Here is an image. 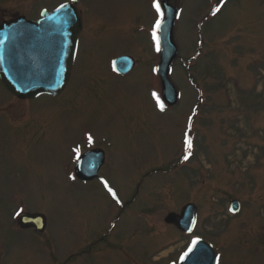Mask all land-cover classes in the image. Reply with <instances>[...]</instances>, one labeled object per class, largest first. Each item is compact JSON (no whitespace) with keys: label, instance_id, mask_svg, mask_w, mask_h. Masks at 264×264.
Masks as SVG:
<instances>
[{"label":"rangeland","instance_id":"1","mask_svg":"<svg viewBox=\"0 0 264 264\" xmlns=\"http://www.w3.org/2000/svg\"><path fill=\"white\" fill-rule=\"evenodd\" d=\"M64 1L5 0L28 20ZM168 1L180 98L167 110L157 0H77L84 29L58 96L16 100L0 83V264H169L196 235L221 264H264V0ZM117 54L137 61L130 74L113 72ZM85 132L115 196L74 176ZM186 202L198 206L189 234L164 222ZM19 211L44 213V232L19 228Z\"/></svg>","mask_w":264,"mask_h":264},{"label":"water","instance_id":"2","mask_svg":"<svg viewBox=\"0 0 264 264\" xmlns=\"http://www.w3.org/2000/svg\"><path fill=\"white\" fill-rule=\"evenodd\" d=\"M61 5L52 11H42L37 21L19 16L0 25V80L19 98H31L41 93L55 95L63 89L69 77L81 30V17L75 0ZM161 7L165 11V18L158 29L161 49L157 70L161 77L163 98L173 104L177 93L168 79V69L176 54L171 35L176 9L167 0L161 1ZM115 62L120 71L131 68L125 57ZM194 213L195 206L187 204L180 214L169 213L165 221L173 222L180 230L190 231ZM18 223L22 227L43 231L45 216L42 213L21 214ZM196 242L190 246L192 251L187 250L188 255L181 257L179 264H214L215 253L211 246L202 240Z\"/></svg>","mask_w":264,"mask_h":264},{"label":"flooded vegetation","instance_id":"3","mask_svg":"<svg viewBox=\"0 0 264 264\" xmlns=\"http://www.w3.org/2000/svg\"><path fill=\"white\" fill-rule=\"evenodd\" d=\"M14 13L8 14V12H7V5H6L5 0H0V22L2 20H4V19L10 18V17H15V16L18 15V11H15ZM96 148H99V147H96ZM105 161H106V152L103 151V161H102V164L99 167L98 171H101L103 169V167L105 166Z\"/></svg>","mask_w":264,"mask_h":264},{"label":"snow or ice","instance_id":"4","mask_svg":"<svg viewBox=\"0 0 264 264\" xmlns=\"http://www.w3.org/2000/svg\"><path fill=\"white\" fill-rule=\"evenodd\" d=\"M61 7L63 8L64 6L61 5ZM154 7L156 8L157 12H160L161 5H160V3L158 2V0H157V2L154 4ZM216 11H219V9H217ZM161 15H162V13H161ZM156 28H157V29L160 28V22H159V21H157V23H156ZM157 40H158V37H157ZM157 50H159V46H157ZM161 107H162V106H161ZM89 140H91V137H89ZM188 145H189V147H191V141H188ZM77 151H78V150H77ZM186 158H187V157H186ZM105 185L107 186L106 182H105ZM109 191L111 192V189H109ZM113 196H115V193H113ZM196 243H197L196 241H193V244H196ZM191 251H192V248L190 247V248L188 249V252H191ZM188 252L184 253V255L187 256V255H188Z\"/></svg>","mask_w":264,"mask_h":264},{"label":"bare ground","instance_id":"5","mask_svg":"<svg viewBox=\"0 0 264 264\" xmlns=\"http://www.w3.org/2000/svg\"><path fill=\"white\" fill-rule=\"evenodd\" d=\"M25 212V211H24ZM24 212H23V214H24Z\"/></svg>","mask_w":264,"mask_h":264}]
</instances>
